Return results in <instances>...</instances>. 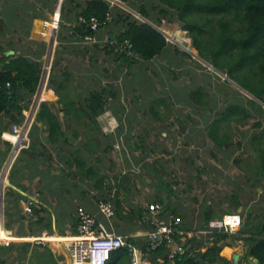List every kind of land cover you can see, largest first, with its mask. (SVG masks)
I'll list each match as a JSON object with an SVG mask.
<instances>
[{
	"label": "trees",
	"instance_id": "16d2710c",
	"mask_svg": "<svg viewBox=\"0 0 264 264\" xmlns=\"http://www.w3.org/2000/svg\"><path fill=\"white\" fill-rule=\"evenodd\" d=\"M116 1L128 6L147 22L110 0H62L57 31L58 45L62 49L56 50L55 56L69 49L70 38L75 34L79 36V40H83L86 36L93 37L94 33L101 32L103 36L107 34L108 37L104 45L105 52L113 55L115 61H122L123 67L119 66L117 69L121 71L120 68H125L129 75L132 74L135 65L139 66L141 62H149L169 53L172 44L166 39V35L164 36L154 26L159 25L162 19L178 22L181 29L187 31L200 58L218 71L227 74L238 86L255 97V99L245 97L243 100L237 89H234L236 93L233 94H229L225 88L222 89V94L226 97L222 101L223 109L217 111L206 126L212 141L217 146L228 149L231 145L229 136L227 132L220 131L221 127H229L233 122L240 124L249 119L252 113L264 114V0H158L159 3H155L154 0ZM58 2L59 0H0V116H6L9 121L3 128H7L8 125H20L25 118L23 110L29 108L34 95L40 90H45V71L42 69L41 57L45 54L46 44L24 37H29L33 21L47 19V15L53 12ZM91 17H95L99 22L97 31L90 29ZM80 18L85 22L80 21ZM163 29L174 37V41L175 38H179L192 50L182 31L173 28ZM23 41L35 45L36 50L27 47ZM127 42L131 44L130 50L124 48ZM113 43H116V46ZM178 51L174 47V52L179 53ZM249 66L252 67L250 69L252 74L243 72V69ZM55 67L56 62L52 67L48 88L53 91L60 111L66 116L63 122L66 128L72 127L75 130L72 134H66L58 112L53 110V105L48 102L40 104L44 94L34 98L30 111L35 115L38 108L39 110L28 133L29 145L21 150L10 168L8 176L10 184L21 187L16 180L22 169L17 167L18 162H24V167L36 166L37 162H65L68 168L59 169L61 179L69 176L80 177L81 180L91 179L92 187L99 195L98 200H111L119 219L140 220L145 209L138 206L137 209L126 210L124 206L125 202H131L129 198L131 174L128 171L120 172L117 166L112 171L115 181L111 184L110 180L108 183L105 181L106 176L99 174L98 168L87 165V155L100 160L99 154L110 153L113 149L112 136L103 134L98 116L108 109L110 99L115 101L118 97L119 92L115 89L114 82L100 85V80L96 78L93 81L98 83V89L90 87L93 86L92 83L88 89L79 92V86L71 84V81L75 80L72 74L68 71L55 74ZM188 95L187 100L190 102L206 107L209 105V100H204L208 94L201 86L191 90ZM158 104L168 107L163 98H157L149 104V112L160 118L159 111L155 109ZM118 120L119 125H122V118L118 117ZM252 127L257 132L253 134L247 147L254 155V160L251 163L252 168L247 166L245 169L246 173L254 172L255 179H250L249 176H246V179L253 187H261L264 197V115L263 120L257 119ZM80 129L83 130L80 132ZM72 138L80 141L81 148L71 150L63 147V144L68 145ZM129 141L126 137V145ZM5 146L3 158H0V167L12 147L11 143H5ZM237 147L241 148L242 143L237 142ZM248 158L250 162V157ZM71 162L75 164L76 171L71 170ZM46 168L42 176L50 175V183H53L54 178L51 175L54 168L50 163ZM154 171L156 175L151 177L155 181L152 184L154 198L150 203L160 204L161 213L169 211L175 217H183L178 213L177 207L170 206L172 197L175 195V199L179 197L172 183L162 175L161 170L154 168ZM61 184L62 187L67 185L65 181ZM112 188H115V192L113 196H109ZM21 198L22 196L12 188H8L4 193L7 229L24 219L19 209ZM230 200L233 202V209L242 205L237 194H233ZM59 204L63 205L64 202L59 200L57 206ZM41 209L42 207L38 208L37 204L33 206L32 211L36 219L32 220L30 217L31 222L44 221L40 216L43 210ZM257 210L258 217H248L246 220V226H250L248 237L242 235L241 231L237 235L213 231L204 236L197 234L190 238L186 237L184 252L177 254L173 259L168 258V249L165 246L149 250L146 239L139 245L137 238L132 236H128L127 242L129 245L139 247L151 264H231L220 255V252L228 245V240L242 238L246 245L242 259L250 263L249 259L254 258L257 260L256 264H264V208ZM213 218L215 214L211 209L203 210L202 218L199 220L200 227L195 231L207 229L209 221ZM180 229L186 230L182 224ZM32 231L30 229V232ZM180 236L176 234V240L179 241ZM202 237L210 239L212 244L208 246ZM29 245L27 243L26 247ZM130 258L128 246H123L111 253L108 264H129Z\"/></svg>",
	"mask_w": 264,
	"mask_h": 264
},
{
	"label": "rangeland",
	"instance_id": "374dc122",
	"mask_svg": "<svg viewBox=\"0 0 264 264\" xmlns=\"http://www.w3.org/2000/svg\"><path fill=\"white\" fill-rule=\"evenodd\" d=\"M154 1L155 3L158 2V0ZM61 2H58L53 12L47 15V19L34 20L29 37H24L28 40L43 41L46 44V51L41 57V61L43 67L48 65L49 69L46 76L45 90L39 91L38 94H44V97L48 96L47 91L50 90L48 88V80L54 62H56L55 74L64 70L75 76L76 83L74 84L71 81V84L79 86V92L88 89L90 83H93V86L90 87L98 89L97 83L93 81L96 78L100 80V85L110 81L114 82L115 89L119 92L118 98L115 101L112 100L109 105L113 108L112 114L114 113L116 116L120 114L123 124L119 125V120H116L111 112H103L98 116L103 134L112 136L113 149L110 153L99 154L100 160L94 156L87 155V165H93L98 168L99 174L106 176L108 179L106 178L105 181L108 183V180H110L111 184L114 183L115 179L109 175V172L112 174V171L116 169L115 167L120 166L123 173L128 171L131 174L132 183L129 186L131 202H125L126 210L130 208L137 209L138 206L145 208L154 198L152 197L154 195L152 184L155 181L151 178L156 175L154 168L161 170L162 175L172 183L173 189L179 196L177 199H175L176 195L172 197L170 206H176L180 209V213L183 215L180 218L181 223L185 227L193 225L195 229H198L203 210L207 208L215 212V217H220L222 214L231 211L233 202L230 197L234 193H237L242 200L244 205L243 213L246 219L251 208L254 209V212L257 208H264L263 189L259 186L253 187L248 182L246 176L254 180L255 175L254 172L246 173L245 169L247 166L252 168L251 163L254 160V155L249 152L247 147L253 134L257 132L252 127V124L257 119L263 120L264 114L252 113L249 119L244 120L240 124L233 122L229 127H221L220 131L227 132L229 136L231 145L228 149L217 146L209 137L206 129L207 123L212 120L215 113L223 109L222 101L226 97L223 96L222 89L225 88L229 94L236 93L234 89H237L240 98L243 100H245V97L253 98L254 96L250 93L253 96L251 97L240 89V86L238 87L227 74L220 71L218 73L215 71L217 70L216 68L214 70L207 66L206 61L199 57L197 50L193 47L188 33L181 29L178 22H169L167 19H162L157 27L159 29L164 27L182 31L183 35L187 37L192 50L185 48L186 42L183 43L180 41L181 39L175 38L174 41L172 39L174 37L170 34L166 38L172 44L169 53L160 55L149 62H141L139 66L135 65L131 72L132 74L129 75L125 68H120L121 71H118L117 67H123L122 61H115L113 55L105 52L106 48L104 45L108 39L107 34L104 35L103 39L105 40L102 43H97L95 40L87 41L84 38L94 50H102L96 55V61L92 60L94 57L91 55H83L84 59L75 54L74 57L71 54L68 55V49L66 54L55 56V51L62 49V47L60 48L58 45L57 39L59 25L56 27L52 20L54 14L59 12L60 22V11L57 9ZM131 13L139 18L134 12ZM37 21H39L40 27L36 26ZM36 28L38 30L39 28L41 29L39 35L36 33ZM50 35H52L51 39L46 40L45 37H50ZM71 41L72 38H70L69 46L74 44L73 47H83L81 42L72 43ZM23 42L27 47L36 50L35 45L27 44V41ZM174 47L179 50V53L174 52ZM103 49L105 50L103 51ZM88 57L90 59L86 61L85 59ZM74 59L77 61L75 62ZM93 64L98 67H94ZM250 69L252 67H245L243 72L252 74ZM199 86L203 87L208 94V97L204 98L205 101L209 100L207 107L187 100L189 92ZM156 97L163 98L168 105V107H160L159 104L155 106V109L159 111L160 118L152 116L147 110L150 99H155ZM34 98H36V95ZM43 100L40 101V104L44 102ZM51 104L54 107V112L61 113L60 105L57 102H52ZM134 114H139L141 120ZM110 119L114 120L113 124L115 127L113 131H106L105 129ZM34 121L35 118L33 123ZM136 128L137 131L144 129L146 133L138 135L135 133ZM117 132L120 134H117ZM126 137L130 140L128 146L136 142L144 143L147 146L153 145L150 152V148L146 150V155H150V158L156 159L159 154L164 160L168 157L164 156V154L168 153L171 154L168 159L172 158L173 162H140L139 164L141 165L137 166L138 171L134 169L131 162H113V157L121 158V153L127 151ZM77 141L80 144V141ZM237 142L242 143L241 148L237 147ZM159 145L162 147L159 148ZM248 156L250 157V162L248 161ZM236 160H238L237 163ZM87 181L89 183L92 182L91 179H87ZM139 186L140 188H138ZM138 189L140 191H137ZM114 192L115 188H112V193L109 196H113ZM148 193H152L150 194L151 197L147 196ZM90 195L93 199V207L97 208L99 202L103 200H98L99 195L96 190H92ZM132 220L137 224L139 222L137 218ZM28 237H31V235ZM28 242L38 246L32 241Z\"/></svg>",
	"mask_w": 264,
	"mask_h": 264
},
{
	"label": "crops",
	"instance_id": "0c3cea01",
	"mask_svg": "<svg viewBox=\"0 0 264 264\" xmlns=\"http://www.w3.org/2000/svg\"><path fill=\"white\" fill-rule=\"evenodd\" d=\"M36 26L40 27L39 21L36 22ZM37 29V28H36ZM166 37L170 36L167 32H165L164 29H162ZM39 30L37 29V35H39ZM35 36V34H34ZM52 35L50 37H45L46 40H50ZM105 36L101 32H96L93 35V40L97 41V43H102L103 39ZM36 38V37H35ZM173 39V38H172ZM72 43L73 42H81L83 44V47H73L74 44L69 43V52L68 50L65 51L62 54H71L74 57V54L76 56H79L83 58V55H91L94 57L92 60H95L96 55H98L102 50H94L92 46H89L90 44H87V42L83 40H79V36L75 34L72 38ZM84 43H86L84 45ZM103 45V44H100ZM85 47V48H84ZM100 47V46H99ZM84 48V49H83ZM82 49V50H81ZM105 49H103L104 51ZM97 51V52H96ZM95 55V56H94ZM53 56V53H52ZM84 59V58H83ZM90 57L85 59L88 61ZM75 60V59H74ZM79 60V59H78ZM77 60H75L76 62ZM74 62V64H75ZM73 63V62H72ZM96 64V63H95ZM94 67H98L97 65ZM48 65H44L43 70L45 71L44 74V88H45V83H46V76L48 74ZM126 70V69H125ZM64 71V70H63ZM69 72V71H68ZM87 72H89L87 70ZM70 73V72H69ZM89 74V73H87ZM92 75V74H90ZM73 76V75H72ZM75 78V76H73ZM98 79V78H97ZM99 80V79H98ZM74 84L76 83L75 80L72 81ZM110 83V82H109ZM92 83L89 84V86ZM104 83L103 85H105ZM98 85V83H97ZM43 91V90H40ZM48 96L44 97L43 101L52 103L56 102V97L54 96V93L52 90L47 91ZM40 94H36V98H39ZM158 97V96H157ZM157 97L155 99H157ZM118 98V97H117ZM155 99L151 98L150 101L148 102V108L149 110V104L154 101ZM110 102L112 99L109 100ZM108 109L105 110L104 113L106 112H111L113 111L112 107L108 105ZM40 107V105H39ZM160 107H164L163 105H160ZM39 110V109H38ZM151 113V112H150ZM112 114V112H111ZM26 120L24 123L21 125V128L18 130L17 134L13 133L12 126L13 125H8L7 128H3L8 124V118L4 115L0 116V158H3V152L5 150V143H11V149L8 152V155L4 157V161L2 166L0 167V210L3 212L4 216V223L6 222L5 219V214H4V193L8 188H12L15 192L19 193L22 198L19 201V209L20 213L23 216L24 219L17 221L12 225L10 229H7L6 227V238L9 240V243H5L3 241H0V264H71L69 255L67 251L65 250L64 246L62 243H59L60 241H64L65 237L68 235H73L77 232V221L75 218V212L77 206H84L87 210H89L91 213L97 214V217L99 220L103 221L106 223L107 228L114 232L115 234L118 235H123V236H132L134 238H137V242L139 245L143 244L145 242L146 236L145 232L147 230V227L145 225H142L140 221L138 224L136 222H133L134 220H128V219H121L115 216L112 220L107 221L103 218V216L98 215L97 213V208L93 207V199L92 196L90 195L91 191L94 190L92 187V182L89 183L86 178L84 179H79L80 177H74V176H69V177H63L61 179L59 176V169L65 168L67 169L68 167L66 166L65 162H37L36 166H27L24 167V162H18L17 167L21 169L20 175H23L21 177L20 175L16 178V180L20 183L21 187L14 186L10 184L9 182V171L12 166V164L16 161L17 157L19 156L20 152L22 149L27 148L29 145V138H28V133L31 128V125L33 123V118L34 117V112L33 111H27L26 112ZM152 116H154L151 113ZM36 116V115H35ZM112 116L117 120L118 117H121L120 114H117V116L113 113ZM134 116L139 117V114H134ZM58 117L64 122L66 116L64 113H58ZM69 117V115H67ZM140 118V117H139ZM141 120V118L139 119ZM63 130L65 131L66 134H72L74 132V128H66L65 124L63 123ZM83 129H80L79 131L81 132ZM136 134L140 135L145 134L146 132L144 129L138 130L137 128ZM123 132V131H122ZM134 133V134H135ZM46 134V133H45ZM141 141V140H139ZM78 145V146H77ZM14 146V147H13ZM63 147L65 149H79L81 148L79 142L77 139H70L69 144H63ZM78 147V148H77ZM162 147L159 145V148ZM149 152L152 150L153 145L147 146L144 143L136 142L132 145H127V151L124 153H121V158H116L113 157L114 159L112 160L113 162H131V165L138 171V167L141 165L139 164L140 162H173L172 158L168 159V157H171V154H164L166 157L164 160H162L161 156L158 154V158H150V155H146V150L149 149ZM155 149V148H154ZM11 151V152H10ZM133 151V153H132ZM131 152V153H130ZM130 153V154H129ZM55 155V153H54ZM113 156H115L113 154ZM154 159V160H153ZM48 163L51 164V166L54 168L52 171V177L54 178V182L50 183V175L48 177L42 176L43 175V170L45 171L48 166ZM71 166V170L76 171L75 169V164L73 162ZM139 165V166H138ZM90 166V165H89ZM138 166V167H137ZM24 167V168H23ZM58 169V170H57ZM118 169L120 172H122L120 166H118ZM140 170V169H139ZM66 172H68L66 170ZM108 172V171H107ZM110 176H113L111 172H109ZM67 184L66 186L62 187V182ZM49 184H52L51 186ZM74 184H77V186H73ZM140 188V186L138 187ZM84 191V192H83ZM137 191H140L138 189ZM153 194H154V189H153ZM152 193H148L147 196H150ZM237 194V193H234ZM238 195V194H237ZM31 196H37L36 204L38 208L42 207V211L40 212V216L44 219L43 222L39 223H33L29 219L31 216L26 214L24 212V205L25 201L27 200L28 197ZM239 196V195H238ZM153 197V196H152ZM240 198V197H239ZM61 200L64 202L63 205L59 204L57 206V202ZM241 200V198H240ZM242 202V200H241ZM243 204L237 208L232 209L227 213H239L241 218H242V224L238 230L232 233L228 234H234L237 235L238 232H242L244 236L248 237L250 232H249V227L246 226V216H244L243 213ZM176 207V206H174ZM146 208V206H145ZM143 208V209H145ZM247 208V207H246ZM164 210V209H163ZM178 213H180V209L177 207ZM249 210V208H248ZM162 212V211H161ZM215 214V212L213 211ZM169 214L171 212L166 211L165 213H161L160 220L162 223H165L169 219ZM222 214V215H224ZM246 214V213H245ZM221 215V216H222ZM220 216V217H221ZM259 216V212L256 209L254 212V209L251 208L249 211V215L247 217H254ZM32 218V217H31ZM219 218V217H215ZM213 218V219H215ZM33 220V219H32ZM140 223V224H139ZM47 224V225H46ZM29 226V227H28ZM183 226V224H182ZM186 230H181V236L180 239H185L186 237H192L197 234H200L204 236L205 234L199 233L202 230L195 231L196 229L192 226L190 227H185ZM30 229L33 230L30 232ZM42 233H47V234H55L56 238L54 241H47V244H42L35 246L33 245L30 241L31 237H37L40 236ZM59 234V235H57ZM66 234V235H65ZM31 237H28L30 236ZM33 235V236H32ZM64 235V236H60ZM63 237V240H58L57 238ZM204 243H206L208 246L211 245V240L207 239L205 237H202ZM201 238V239H202ZM228 245H225L221 252L220 255L227 259L228 261L231 262V264H256L257 260L254 258H250L248 263L246 260H243L242 257L244 255L246 245L245 242L242 238H238L234 241L228 240ZM29 243L30 245L26 247V244ZM222 243V242H221ZM206 245V246H207ZM139 248V247H138ZM205 250V248L203 249ZM144 259H146L145 256H143ZM151 264V263H150Z\"/></svg>",
	"mask_w": 264,
	"mask_h": 264
},
{
	"label": "built area",
	"instance_id": "2783aa9c",
	"mask_svg": "<svg viewBox=\"0 0 264 264\" xmlns=\"http://www.w3.org/2000/svg\"><path fill=\"white\" fill-rule=\"evenodd\" d=\"M79 20L85 22L83 18H80ZM52 22L56 27L59 25V12L54 14ZM89 23L91 30H98L99 22L95 17H91ZM85 39L87 41H92L93 37L86 36ZM124 48L130 50L131 44L127 42ZM42 72L43 71H41V76ZM7 85L9 86V84ZM33 100L34 97L32 102ZM32 102L27 110H23V114L25 116L23 122L20 125L12 126L14 134H17L18 130L21 128V125L26 120V112L28 110L30 111ZM37 112L38 110L36 111L35 115ZM113 122L114 120L110 119V121L107 123V128L105 129L106 131H113L115 127ZM36 200L37 196L28 197L23 208L24 212L31 216L33 220L36 219V216L33 215L32 211L33 206L36 204ZM161 211L162 206L160 204L155 202L149 203L146 205L145 211L143 212V215L139 221L142 225L147 227L145 236L149 250H156L161 246H165L168 249V258L173 259L177 254L184 252V239H180L178 241L175 238L176 234L181 235L180 227L182 223L181 219L175 217L173 214L169 215L168 221L162 223L160 220ZM97 213L98 215L103 216V218L107 221L112 220L115 216L113 202L111 200L100 201L97 205ZM75 218L77 221V232L73 235L64 236L65 240L59 242L62 243L65 250L67 251L71 264H108L111 253L123 246H128L130 251L131 258L129 264H150L148 259L143 258V256L146 257V255L140 248L128 244V236L118 235L110 231L107 228L106 223L99 220L97 214L91 213L84 206H77ZM241 224L242 218L239 213H227L219 218L210 220L207 229L202 230L199 233L208 234L213 231L232 233L238 230ZM4 232H6L4 216L2 210H0V241L9 243L8 239L3 238ZM44 234L47 233H42L41 236ZM39 238L40 236L31 237L30 241L36 243L37 245L47 243V241L41 240Z\"/></svg>",
	"mask_w": 264,
	"mask_h": 264
},
{
	"label": "water",
	"instance_id": "95a60500",
	"mask_svg": "<svg viewBox=\"0 0 264 264\" xmlns=\"http://www.w3.org/2000/svg\"><path fill=\"white\" fill-rule=\"evenodd\" d=\"M62 0H59V3L61 2ZM110 1H112L113 3H118L119 5H121L123 8H125V9H127L128 11H130L131 9L128 7V6H126V5H124V4H122V3H120V2H117L116 0H110ZM58 11H60V4H59V6H58V9H57ZM130 12H134L133 10H131ZM135 13V15L136 16H138L140 19H142L143 21H145L139 14H137L136 12H134ZM145 22H147V21H145ZM156 29H158L159 30V28L158 27H156V26H154ZM160 31V30H159ZM161 32V31H160ZM187 32V31H186ZM163 34V33H162ZM164 35V34H163ZM165 36V35H164ZM115 46H116V43H113ZM200 59V58H199ZM206 63V65L207 66H209L210 68H212V69H214V67L211 65V64H209V63H207V62H205ZM215 70V69H214ZM216 72H218V73H220L219 71H217V70H215ZM238 86V85H237ZM239 87V86H238ZM240 89H242L241 87H239ZM242 90H244V89H242ZM247 94H249L251 97H253L248 91H246V90H244ZM252 99H255V97H253ZM263 106H264V104H263Z\"/></svg>",
	"mask_w": 264,
	"mask_h": 264
},
{
	"label": "bare ground",
	"instance_id": "6f19581e",
	"mask_svg": "<svg viewBox=\"0 0 264 264\" xmlns=\"http://www.w3.org/2000/svg\"><path fill=\"white\" fill-rule=\"evenodd\" d=\"M157 27V26H156ZM164 28V27H163ZM163 34H164V32H163V30L160 28L159 29ZM185 48H187L186 46H184ZM6 235H7V233L6 232H4L3 233V238H6ZM55 238H56V236H55V234H49V235H47V234H44L43 236H40V238L39 239H41V240H45V241H54L55 240ZM7 239V238H6ZM31 239V238H30ZM64 238L63 237H60V238H57V241L58 240H63ZM56 241V240H55Z\"/></svg>",
	"mask_w": 264,
	"mask_h": 264
}]
</instances>
